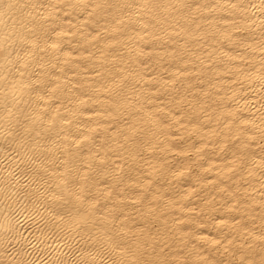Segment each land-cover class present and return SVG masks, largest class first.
Segmentation results:
<instances>
[{"label": "bare ground", "instance_id": "bare-ground-1", "mask_svg": "<svg viewBox=\"0 0 264 264\" xmlns=\"http://www.w3.org/2000/svg\"><path fill=\"white\" fill-rule=\"evenodd\" d=\"M0 264H264V0H0Z\"/></svg>", "mask_w": 264, "mask_h": 264}]
</instances>
